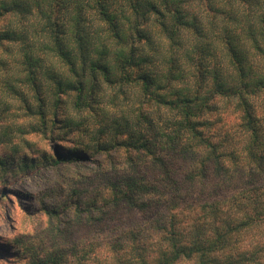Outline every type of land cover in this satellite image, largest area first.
Listing matches in <instances>:
<instances>
[{"label":"rangeland","instance_id":"obj_1","mask_svg":"<svg viewBox=\"0 0 264 264\" xmlns=\"http://www.w3.org/2000/svg\"><path fill=\"white\" fill-rule=\"evenodd\" d=\"M12 2L0 0V264H140L139 251L125 249L137 234L148 239L146 261L153 264L151 242L159 236L152 229L162 216H179L182 225L196 215L203 220V204L250 181L247 170L234 167L247 142L239 100L214 95L211 82L194 77L193 60L180 63L182 80L167 82L171 64L163 58L173 56L162 40L149 71L164 74L158 82L167 85L165 94L173 87L192 99L200 95L199 106L207 101L195 120H206L202 130L218 144L214 155L197 140L168 143L176 108L148 101L135 84L99 79L79 105L75 91L56 90L59 79L77 78L44 49L36 8L20 14ZM13 30L26 31L25 41ZM253 60L264 74V60ZM224 72L227 83L238 84L234 71ZM247 97L264 130V90ZM137 137L148 139L151 153L127 144ZM232 151L231 170H213Z\"/></svg>","mask_w":264,"mask_h":264},{"label":"trees","instance_id":"obj_2","mask_svg":"<svg viewBox=\"0 0 264 264\" xmlns=\"http://www.w3.org/2000/svg\"><path fill=\"white\" fill-rule=\"evenodd\" d=\"M12 1L11 8L20 14H30L31 5L36 8L46 40L44 49L77 78L59 79L56 90L75 91L77 105L87 100L99 79L111 85L135 84L148 101L176 108L178 120L174 134L167 135L168 143L197 140L214 155L218 144L203 132L206 120H195L202 105L208 107L207 101L199 106L194 100L200 95L195 93L192 99L173 87L165 94L162 90L167 85L158 82L164 81V74L149 71L154 59L162 55L156 49L162 40L168 42L173 56L163 58L171 64L167 82L182 80L180 63L193 60L194 77L204 78L208 85L211 82L214 95L237 97L236 111L247 142L244 156L234 167L247 170L250 181H241V189L203 204L200 209L206 219L196 215L182 225L179 216H162L159 228L152 229L159 236L151 242L152 260L153 264H176L184 259L196 264H264V130L257 125L247 97L264 90V74L257 72L253 60H264V0ZM24 30H13V37L24 42ZM31 60L29 65L34 63ZM226 68L235 72L238 84L227 83ZM137 138L127 144L151 153L148 139ZM227 157L229 162L224 160L213 170L228 173L237 156L232 151ZM136 239L125 249L138 250L140 264H147L148 239L142 242L139 234Z\"/></svg>","mask_w":264,"mask_h":264}]
</instances>
